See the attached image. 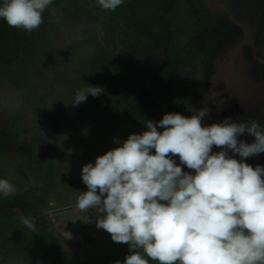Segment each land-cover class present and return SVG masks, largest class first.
<instances>
[{
  "label": "rangeland",
  "instance_id": "1",
  "mask_svg": "<svg viewBox=\"0 0 264 264\" xmlns=\"http://www.w3.org/2000/svg\"><path fill=\"white\" fill-rule=\"evenodd\" d=\"M230 4L255 31L248 46L256 40L264 54V0H124L115 11L96 0H53L32 32L0 18V180L16 187L0 195V264H114L130 254L96 228L94 208L78 209L77 197L88 190L82 167L119 147L115 140L146 131L143 120L190 117L210 88L228 84L206 124L226 117L264 123V76L247 65L246 47L231 63L242 34L225 20L222 7ZM88 85L104 93L73 107ZM234 99L244 107L262 102L261 116L221 113L220 103ZM245 163L264 166V153Z\"/></svg>",
  "mask_w": 264,
  "mask_h": 264
},
{
  "label": "clouds",
  "instance_id": "2",
  "mask_svg": "<svg viewBox=\"0 0 264 264\" xmlns=\"http://www.w3.org/2000/svg\"><path fill=\"white\" fill-rule=\"evenodd\" d=\"M52 2L3 0L0 18L32 32ZM96 3L115 11L124 0ZM103 93L88 85L71 105ZM189 110L190 117L172 112L158 122L143 120L146 131L115 140L119 147L82 167L88 190L77 197L78 209L94 208L96 228L129 246L130 254L114 264H264V166L245 163L264 153V123L226 117L208 125L209 109ZM245 134L254 142L239 139ZM15 193L12 183L0 180V195Z\"/></svg>",
  "mask_w": 264,
  "mask_h": 264
},
{
  "label": "flooded vegetation",
  "instance_id": "3",
  "mask_svg": "<svg viewBox=\"0 0 264 264\" xmlns=\"http://www.w3.org/2000/svg\"><path fill=\"white\" fill-rule=\"evenodd\" d=\"M233 5L234 4L228 5V8L231 10L230 12L232 13V15H233L232 10L235 12V15L236 16L234 15V17L236 18L237 21H239V19H237V16L238 15H237V13H236L235 8H234ZM224 8H225V10H224ZM224 8L222 7L226 22H229L232 27H234V28L238 29V31H240V33L242 34V37H241L242 39H240V41L243 40V38L245 36V34H243V31H244L243 28L240 25L236 24L235 22H233L231 20L229 14L227 12V10L229 11V9H227V6L226 7L224 6ZM262 9L263 8H260V10H262ZM241 12L243 13V10ZM244 20H245V18H244ZM239 22H241V21H239ZM252 31H253L252 32V35L255 36V31L254 30H252ZM240 41L236 44V47L239 45ZM254 43H255V46H256V48H254V49L251 48V46H248V44L247 45L243 44L241 46V48H243V50H244L245 47L247 48V50L249 52V56H250L249 60L251 61V64H247V65H250L251 70L252 69L254 70L255 67H256L257 68L256 69L257 72H256V70L254 72L258 74L257 76H260L261 77V74H262V76H264L263 69H261L260 66L258 67V65H259L260 60H262L261 67L262 66L264 67V54H263V50L260 48V46H258L256 44V40H254ZM234 49H233V51H234ZM243 50H242L243 55H245ZM240 58L241 57H239V59H238L239 61H240ZM212 74H213L212 72L209 74L210 78H211ZM261 79H263V78H260V80ZM226 87H228V88H226ZM228 89H229V85L228 84H225V87L222 89V91L219 90L218 88H215V89L210 88V90L208 92H206V94H205L206 96H204L202 98L201 103H198L200 105V106L198 105L199 107L209 109V115L207 117H205L206 118L205 119L206 120V123H207V119L211 115V111L213 112L216 109L214 105H215V102H216L217 98H219V99L221 98V100L223 98H225ZM227 104L228 103H226V104L220 103L219 107H222L223 108V109L221 108L222 109L221 110V113H224V111H225L224 109H227V110L230 109L231 111L234 112L233 108L234 109H237L238 108L239 111H241L243 113H246V114H250L252 112L253 114H258V116H261V114L263 112V111H260V109L262 108L261 106H263L262 105V102L254 103L250 107H244L243 105H241L242 104V101L240 102L239 100L234 99V100H230V103L228 104L230 106H227L226 107ZM212 116H214V114H212ZM215 119H216V116H215ZM177 159H178V157H177Z\"/></svg>",
  "mask_w": 264,
  "mask_h": 264
},
{
  "label": "water",
  "instance_id": "4",
  "mask_svg": "<svg viewBox=\"0 0 264 264\" xmlns=\"http://www.w3.org/2000/svg\"><path fill=\"white\" fill-rule=\"evenodd\" d=\"M227 12H228V14H229L231 20H232L233 22H235L236 24L240 25V26L243 28V30H244V34H245L243 40L240 41L239 45H238V46L234 49V51L232 52V55H231V63H232V62H233V59H234V57H235V55H236V53L238 52V49H239L243 44H250V43H251L252 35H251V32H250L248 26H247L245 23H242V22L237 21V20L231 15V13H230L228 10H227ZM250 45H251V44H250ZM230 65H231V64H230ZM229 71H230V72H229V74H228V76H227V80H228V77H229V75H230V73H231L230 67H229ZM226 88H228V87H226ZM204 123L206 124V121H204ZM72 251L79 253L78 246H77L76 242L74 243V245H72Z\"/></svg>",
  "mask_w": 264,
  "mask_h": 264
}]
</instances>
